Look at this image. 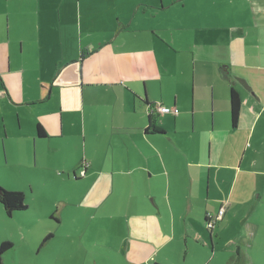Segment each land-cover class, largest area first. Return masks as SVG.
<instances>
[{
	"label": "crops",
	"instance_id": "obj_1",
	"mask_svg": "<svg viewBox=\"0 0 264 264\" xmlns=\"http://www.w3.org/2000/svg\"><path fill=\"white\" fill-rule=\"evenodd\" d=\"M171 2L180 12L156 25L140 20L166 10L162 2L5 0L0 169L30 154L45 165L60 148L81 146L90 163L85 208L97 212L117 194L140 197L127 217L131 261L148 264L175 238L193 237L208 250L202 264H250L249 251L264 255V0ZM176 72L186 75L177 86ZM231 86L242 103L237 126ZM154 103L179 111L158 115L159 133L146 131ZM224 208L208 230L209 212Z\"/></svg>",
	"mask_w": 264,
	"mask_h": 264
},
{
	"label": "rangeland",
	"instance_id": "obj_2",
	"mask_svg": "<svg viewBox=\"0 0 264 264\" xmlns=\"http://www.w3.org/2000/svg\"><path fill=\"white\" fill-rule=\"evenodd\" d=\"M138 1L143 3L144 9L150 8L148 6L155 8L161 2L166 7V10L153 14V17L149 9L145 18L140 20L142 23L152 22L156 25L167 23L169 15L177 14L182 7L173 4L171 0ZM7 6L9 4L6 5L5 0H0V12L7 9ZM134 26L136 25L133 23L131 27ZM175 56L176 59L189 57L181 54ZM187 68L188 66L185 68L186 72ZM185 78L186 75L182 77L177 72L171 77L175 86ZM65 130L68 131L67 126ZM77 130L78 127L73 125V137ZM180 135L179 132L177 137ZM67 145H70V141H67ZM57 155L54 161L49 160L45 165H42L39 154L37 164L34 154H30V157L25 155L27 163L24 165H18L19 158L15 156L9 165L0 169V188L22 191L29 207L27 213H19L15 218H10L0 203V244L4 241L13 242L12 249L3 255L4 264H139L131 261L129 255L125 254L128 253L129 240L127 217L131 213L137 214L140 197L130 196L128 193L117 194L109 197L97 212L85 208L84 200L88 196L90 184V180L84 177L89 163L86 152L81 146L75 149L71 143L67 147V153L65 148H60ZM75 169L79 175L76 186L73 174ZM94 170L97 174L95 177H100L97 167ZM116 183L119 184V181ZM200 185L201 192H204L206 181ZM148 201L156 207L152 197H148ZM164 212L168 216L166 209ZM213 213L216 216L219 212L216 210ZM92 214L96 216L95 219ZM211 215L212 212H209V216ZM177 229L183 230L179 226ZM23 232L26 237H22ZM200 249L193 237L190 243L185 242L184 238L181 241L175 238L171 244L152 255L148 264L161 260H170L172 264H202V255L209 253L206 248ZM216 255L231 254L219 251ZM249 255H253L250 264H264V255L253 254L251 251ZM249 261L251 260L247 263Z\"/></svg>",
	"mask_w": 264,
	"mask_h": 264
},
{
	"label": "trees",
	"instance_id": "obj_3",
	"mask_svg": "<svg viewBox=\"0 0 264 264\" xmlns=\"http://www.w3.org/2000/svg\"><path fill=\"white\" fill-rule=\"evenodd\" d=\"M241 97L238 91L234 88V86H231L230 90V111H231V119L233 126H237V123L239 121L240 117V110H241ZM160 104L154 103L148 105V112H149V118H148V127L146 129L147 132L153 131L156 133L162 132L157 126V117L160 113L159 111ZM174 114V113H173ZM38 132L40 135L45 136V132L43 128H41L40 125H38ZM85 176V174H84ZM0 203L4 206V209L8 216H11L14 212L17 211H23L28 208V205L25 202V194L22 191H7L3 188H0ZM221 210V209H220ZM219 210V211H220ZM218 211V212H219ZM225 213V208H224ZM224 213L220 219L215 220V224L213 227L209 228L207 225L208 230H212L215 225L223 219ZM219 213H217L216 216H207L206 223L208 224L212 220H214L213 217H217ZM13 247V242L10 241H4L0 244V264H3V255L8 252Z\"/></svg>",
	"mask_w": 264,
	"mask_h": 264
},
{
	"label": "built area",
	"instance_id": "obj_4",
	"mask_svg": "<svg viewBox=\"0 0 264 264\" xmlns=\"http://www.w3.org/2000/svg\"><path fill=\"white\" fill-rule=\"evenodd\" d=\"M159 111L162 112V113H174V114H177L179 112L177 108H171V107H167V106H164V105H160L159 106ZM223 213H224V209H221L219 211L218 216L217 217H213L214 220H212V218H211V221L208 223V227L209 228L213 227L214 224H215V220L220 219L222 217Z\"/></svg>",
	"mask_w": 264,
	"mask_h": 264
}]
</instances>
